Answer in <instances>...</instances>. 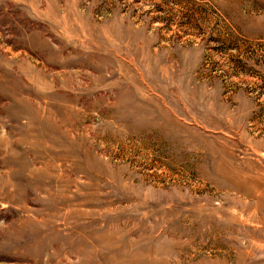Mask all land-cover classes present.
Masks as SVG:
<instances>
[{
    "label": "rangeland",
    "instance_id": "374dc122",
    "mask_svg": "<svg viewBox=\"0 0 264 264\" xmlns=\"http://www.w3.org/2000/svg\"><path fill=\"white\" fill-rule=\"evenodd\" d=\"M0 264H264V0H0Z\"/></svg>",
    "mask_w": 264,
    "mask_h": 264
}]
</instances>
